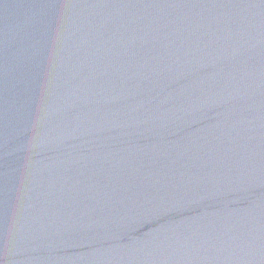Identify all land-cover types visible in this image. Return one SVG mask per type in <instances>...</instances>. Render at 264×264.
<instances>
[{
  "label": "water",
  "instance_id": "water-1",
  "mask_svg": "<svg viewBox=\"0 0 264 264\" xmlns=\"http://www.w3.org/2000/svg\"><path fill=\"white\" fill-rule=\"evenodd\" d=\"M0 264H264V0H0Z\"/></svg>",
  "mask_w": 264,
  "mask_h": 264
}]
</instances>
